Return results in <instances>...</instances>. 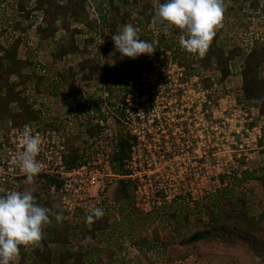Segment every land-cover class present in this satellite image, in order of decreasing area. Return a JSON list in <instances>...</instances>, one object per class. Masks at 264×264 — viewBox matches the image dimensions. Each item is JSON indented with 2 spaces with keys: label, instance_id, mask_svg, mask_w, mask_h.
I'll return each instance as SVG.
<instances>
[{
  "label": "rangeland",
  "instance_id": "obj_1",
  "mask_svg": "<svg viewBox=\"0 0 264 264\" xmlns=\"http://www.w3.org/2000/svg\"><path fill=\"white\" fill-rule=\"evenodd\" d=\"M112 1L119 7L118 11L110 8L108 0L95 2L99 6L103 3L106 8L103 13L108 20L103 22L94 11L93 0H87L85 7L90 17L96 18V31L87 30L74 39L69 32L66 37L61 31L44 40L38 28L45 27V24L38 13L31 21L23 22L19 30H14L13 26L19 20L15 12L17 0H0L2 79H8L9 84L18 82L20 77L11 76L16 67L22 77L29 74L31 79L27 87L31 89L27 93H30L31 100L37 98L44 103L43 120L54 125L68 119L74 124V128L71 127L74 134L69 143V159L74 161V151L83 147L88 151H103L111 157L117 151L115 138L123 133L135 139L132 146L136 152L134 166L143 163L147 169L145 174L138 167L135 180L126 179L133 184L137 216L128 221L121 218L119 196L123 179L113 178L108 198L111 204L102 216H109L111 228L97 236L95 242L84 245L79 233L72 231L71 241L77 248L98 247L103 262L110 264H143L145 261L153 264H234L229 257L216 253L204 258L193 255L185 261L172 263L167 261L165 248L159 245L164 241L171 247L177 241L174 237L178 229L190 234L211 220L220 219L225 213H246L249 218H257L259 213H264V114L260 111L258 116L253 111L255 106L243 100L240 74L247 55L255 50H264V0H259L258 10L250 7L245 11L246 6L238 8L237 16L231 20H228V11L223 12L228 18L223 19L215 36H220L223 51L230 53L240 48L242 52L232 60L231 74L227 78L222 77L215 58L208 62L204 55L190 54L180 46V29L150 23L144 13L137 14L139 8L135 0ZM138 3L142 5L145 1ZM125 12L128 16L124 22L122 15ZM126 24H132L138 30L140 39L156 41L152 56L121 58L111 36L118 34ZM78 28L83 29L84 26L80 24ZM214 40L218 42V37L213 38L210 45ZM89 58L101 64L109 60L108 72L102 70L91 81L84 80L83 75L88 74V68L82 63ZM30 60L32 63L29 64ZM37 74L41 79L36 78ZM259 78L264 79V66L259 70ZM35 84L45 95L49 92L54 97L43 98L37 94ZM108 84L119 95V105L126 110L124 116L111 114L113 110L105 99ZM96 103L102 104L106 111L102 113L106 124L101 126L92 121L93 125L104 127V131L90 137L83 133L85 129L81 124L91 119H103L95 111ZM84 104L86 107L87 104L93 105V114L85 115L86 118L79 116V108ZM154 119L164 125L161 131L153 124ZM10 127L8 120H0V144ZM254 127L259 133L250 135ZM50 128L55 129L54 126ZM136 135L140 136L139 140ZM134 150L131 149L132 155L127 161L132 160ZM246 173L255 174L261 180L248 179ZM42 185L36 178L32 183L25 178L18 182L17 191L30 190L34 195L43 192ZM138 187L143 193L148 191L144 194L148 199L142 198L145 204L142 206L136 204ZM155 187H173L171 191L177 187L178 193L182 194L167 204L164 194L157 192ZM0 188L2 195L7 190H14L11 185H1ZM151 189H154L155 197L150 193ZM48 197L57 208V204ZM172 208L177 213L169 214ZM175 214L179 219L171 217ZM258 226L263 228L264 235V221L263 224L259 221ZM58 228V223L45 225L36 247L42 248L41 241L48 240L51 231ZM155 234L161 242L150 245ZM144 237L149 239L146 249L155 253L151 259L139 244ZM73 247L69 246L68 251L71 252ZM65 250H55V254ZM36 260L32 256L27 264ZM15 261L26 264L18 256ZM257 263L264 264V259L256 257L251 261V264Z\"/></svg>",
  "mask_w": 264,
  "mask_h": 264
},
{
  "label": "trees",
  "instance_id": "obj_2",
  "mask_svg": "<svg viewBox=\"0 0 264 264\" xmlns=\"http://www.w3.org/2000/svg\"><path fill=\"white\" fill-rule=\"evenodd\" d=\"M96 1L97 0H93L94 11L97 12L99 18L105 22L108 20L107 15L103 13L106 11V8L103 7V3L100 6L96 4ZM139 1H145V4L140 5L138 3ZM135 2H137L135 5L139 8V11H136L137 14L140 15L144 13L149 17L151 23L157 5L163 3L164 0H135ZM32 3H34V6L31 7L30 5H32ZM86 3L87 0H17L15 12L19 20L15 22L13 29L19 30V27L23 22L31 21L33 15L38 13L42 19V23L45 24V27L38 28L42 35L41 37L44 40L54 37L61 31L65 33L66 37L67 32H69L71 38L74 39L76 35L84 34L87 30L96 31L98 27L96 18L92 19L88 14L85 7ZM108 3L112 10H119V7L114 1L108 0ZM140 9H142V11H140ZM122 16H124L122 20L125 22L128 16L127 13L125 12ZM80 24L84 26L83 29L78 28ZM72 25H74V27L72 31H70ZM215 37H218V42L216 40L213 41V45L208 47L204 57H207L208 62L210 58H215L222 77L227 78L231 74V62L239 55L238 53L241 52V50L240 48H236L230 51V53H227V51H223L221 48L223 46L219 40L220 36H214V39ZM103 56H106V53H103ZM30 63H32L31 60L29 61V64ZM1 64L2 63H0V65ZM18 64H22V62H19ZM16 65L17 64H15V66ZM26 65H28L27 61ZM82 65L87 66L88 68V74L83 75V79L91 81L102 70L108 72L109 60H106L104 64H101L99 61L89 58L84 61ZM261 66H264V50L259 49L250 52L246 57L243 70L240 73L241 92L244 101L253 104L255 107H260L261 112L264 114V79L259 78V70ZM14 69L12 70L11 76L17 75L18 78L20 77V80L12 84H9L8 79L3 80L0 73V120H8L11 127H20L25 124L41 121L43 118L42 116L45 114V105L43 102L41 103V101H37V98L33 100L30 99L31 95L30 93H27V90L31 89L30 87H27L28 82L31 79L30 75L26 74L22 77L20 72H18L17 67ZM40 76L41 75L37 74L36 78L41 79ZM107 88L109 93L107 102L113 110L111 112L124 116L125 110L119 105L120 97L115 93L116 90L111 87V84H108ZM34 91L37 94L42 95L43 98H45V96L54 97V95L49 92L45 95L42 89H39V85L37 84H35ZM101 105L96 103L95 111L97 114H100L103 119H106L102 114L103 107H101ZM79 109V116H81L82 113L90 115V111L85 104ZM91 118L94 117L92 116ZM91 122L92 119L90 122H84L81 124V127L85 129L88 136L92 137L102 130L104 131V127L102 128L99 125H93ZM117 122L120 123L118 119ZM50 126H54L55 129H60L62 127L65 129L68 126V121L66 120L65 123L61 122L59 124L48 125V127ZM115 140L117 151L113 153L112 161L115 164L116 169L125 175L127 174L125 169L126 162L128 158H130L131 149L135 139L127 134L119 133V137ZM73 155H75L76 159L74 161L69 159V162L71 164L80 163L85 157V149L77 148ZM246 177L251 180H261V178L257 177L255 174L246 173ZM35 178L43 184L41 187L43 192L40 191L33 195L35 201L38 205L51 209L52 213L50 214L49 223H57L54 214L62 212L60 209L55 208L45 191L51 184L52 180L51 178L41 176ZM132 190L133 184L131 181L126 179L120 181L119 198L121 209L119 213L121 218L125 219V221H128L129 219L131 220V217L133 216H137L135 214ZM0 195H2L1 190ZM170 210L169 214L177 213V211H174V208ZM171 217L176 220L179 219L176 214L171 215ZM184 219L187 218L185 217ZM259 221L263 224L264 213L262 212L259 213L257 218H249L246 213L241 215L236 213H225L220 219L215 218L209 223L204 224L202 228H199L190 234H185L181 229H178L174 237L177 241L175 245L171 244V247H168L166 242H161L156 234L155 238L153 237L155 239L153 244L150 245H155L156 243L161 242L159 245L160 248H165L164 253L166 252L167 254V261L172 263L175 261H185L193 255H199L204 258L211 253H216L221 256L229 257L234 264H251V261H254L256 257L264 259V235L263 228L258 226ZM58 224L59 228L51 231L48 240L43 239L41 241L42 248L39 246L36 247V244L28 247H20L19 250L22 252V262L27 264L29 258L33 256V259L37 258L38 260L32 264H110L103 262L98 247L77 248L78 246L76 247L71 241V232L76 231L79 233L78 236L81 237L83 245L95 242L97 236L101 233H105L111 228L109 216L100 217L99 219L94 218V221L91 224L84 222L80 225L72 226L69 221L64 219ZM147 240L149 239L145 237L141 238L139 244L142 251H147V258L151 259L155 253L148 251V248L146 249ZM72 245H74V247L71 249L72 251L69 252L68 247H71ZM52 246H55V250H66L59 252V255H56ZM143 264L153 263L145 261Z\"/></svg>",
  "mask_w": 264,
  "mask_h": 264
},
{
  "label": "clouds",
  "instance_id": "obj_3",
  "mask_svg": "<svg viewBox=\"0 0 264 264\" xmlns=\"http://www.w3.org/2000/svg\"><path fill=\"white\" fill-rule=\"evenodd\" d=\"M223 12L222 0H164L157 5L152 22L180 29V46L190 54L203 56L216 35V29L221 26ZM137 31L132 24H126L118 34L111 36L121 58L137 59L152 56L155 52L156 41L140 39ZM41 143L39 134L25 126L22 151L9 161L25 174L28 183H32L42 171L43 165L36 158ZM51 213V209L36 203L30 190L0 195V264H14L21 246H33L39 241L43 227L50 222ZM54 215L57 223L63 221V213ZM103 215L102 208H93L91 214L86 215L85 222L91 224L94 218Z\"/></svg>",
  "mask_w": 264,
  "mask_h": 264
},
{
  "label": "built area",
  "instance_id": "obj_4",
  "mask_svg": "<svg viewBox=\"0 0 264 264\" xmlns=\"http://www.w3.org/2000/svg\"><path fill=\"white\" fill-rule=\"evenodd\" d=\"M105 95L107 96L105 99L109 97V93L105 92ZM87 106L90 113L93 114V112H91L93 105L87 104ZM135 108L136 107H133L132 109ZM132 109H130V111H132ZM253 111H256L258 116L261 113V110L257 107H254ZM102 112H106L104 108H102ZM111 113L115 115L113 112ZM85 115L86 113H82V116L85 117ZM116 117L119 118L118 116ZM125 118L128 117L125 116ZM43 119L44 117L41 121L25 124L20 127H10L2 138L0 144V186L11 185L14 189L13 191H17L18 182L26 178L25 174H23L18 167L10 165L9 161L13 156L17 155L18 152L22 151V132L25 126H28L33 130L34 134H39L42 141L40 146L41 150L36 158L41 162L43 167L42 171L36 177L51 178L52 182L45 190L46 194L50 196L55 205L57 204V208L63 213L64 220L69 221L72 226L84 223L86 215L91 214L93 208L99 207L103 209V212H106L107 208H109V204H111L108 198L112 188L109 186L113 182V178L135 180L134 175L138 167L142 173L144 172L147 174L146 167L142 166L143 163L134 166L135 148H132L134 150L131 158L132 160L126 162L125 169L127 174L125 175L116 169L112 161V156L110 157L109 154L103 151H88L85 147H83V149H85L84 159L80 163L71 164L69 162V143L74 134V124L68 119H65L63 123H65L66 120L68 121V126L65 129L64 127L53 129L48 127L50 121L46 122ZM92 121L101 126L105 123L104 119ZM59 123L61 122L57 124ZM153 124H155V127H158L160 131L164 126L162 122L158 123L155 119ZM253 132L259 133L257 127L252 128L250 135H253ZM83 133H86V131L84 130ZM135 138L139 140L140 136L136 135ZM233 139H235V137ZM138 154L141 157L139 151ZM139 178L141 179V175ZM155 188L157 192H162V194H164L163 199L167 204H171L174 199L182 194L178 193L177 187H175L174 191H171L173 187H168V189L166 187ZM8 192L10 191L7 190L6 194ZM146 193H148V191L145 190L143 193L141 187L137 188V206L145 205L142 202V198H145V200L148 199V197L144 195ZM150 193L155 197L154 189H151Z\"/></svg>",
  "mask_w": 264,
  "mask_h": 264
},
{
  "label": "crops",
  "instance_id": "obj_5",
  "mask_svg": "<svg viewBox=\"0 0 264 264\" xmlns=\"http://www.w3.org/2000/svg\"><path fill=\"white\" fill-rule=\"evenodd\" d=\"M250 1H251V3H250ZM222 2H223V5H224V12L228 11V17H229L228 20H231V18H235V16H237L236 14H237L238 8L241 9L244 6H246L244 8L245 11L249 10L250 7H251V9L253 8V9H257L258 10V7H259V5L261 3V1H259V0H222ZM228 17H227V15L223 14L222 22H223V19L226 18V20H227ZM262 30H264V29H262ZM53 249H54V252H55L56 248L53 247ZM17 256L20 257V260H21L22 252L20 250H19ZM14 264H19V263H16V261H14Z\"/></svg>",
  "mask_w": 264,
  "mask_h": 264
}]
</instances>
